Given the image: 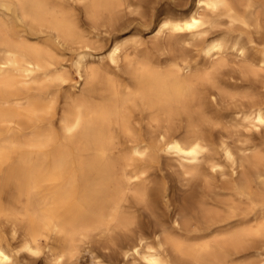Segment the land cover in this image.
Masks as SVG:
<instances>
[{
	"label": "bare ground",
	"instance_id": "1",
	"mask_svg": "<svg viewBox=\"0 0 264 264\" xmlns=\"http://www.w3.org/2000/svg\"><path fill=\"white\" fill-rule=\"evenodd\" d=\"M188 5L0 0V264L61 263L97 234L117 257L95 264H264V0ZM133 6L164 39L115 37L94 65L100 25Z\"/></svg>",
	"mask_w": 264,
	"mask_h": 264
},
{
	"label": "rangeland",
	"instance_id": "2",
	"mask_svg": "<svg viewBox=\"0 0 264 264\" xmlns=\"http://www.w3.org/2000/svg\"><path fill=\"white\" fill-rule=\"evenodd\" d=\"M155 1L157 4L156 11H157L159 17L160 16L162 17L165 14L167 15L168 12L175 13L176 10H178V8L179 9H187L189 6L188 5L189 1H191V0H155ZM184 6H186V7H184ZM132 9H134V10L132 11ZM137 9H139L137 6L136 7L133 6L131 8V10L126 9L125 11H127V13H128L127 15H124L123 12H121L122 13L121 15H124L123 16L124 18L121 21L129 22V23L131 22L130 26L126 29H122V27H123L122 23H121V25H118V26L116 25L115 26L116 28L115 27L112 28V26H109L108 24L106 25V23H105V25H100L101 28L98 27L100 29V32L98 29V32L96 31L97 35L93 38V40H94L93 45L98 46V48L96 47V49L94 51H96L95 53H98V52L100 53V54H96V57L98 55H103L104 59L101 61H95L93 63L94 65H98L102 69L105 68L104 70L112 68V64L108 61V59L106 57V51H107V47L111 43V40L115 37H119L120 39H124V38L130 37V36H132L134 38L135 37L136 38H142V40L146 41L147 44H149V45H153L158 39H160L157 36H155V33L153 31H150L151 28H149L148 23H146L147 20H146V22L144 21V17L141 15V12L140 13L137 12ZM161 11L164 12V14L163 13L160 14ZM135 12H137V13H135ZM138 13H139V15H138ZM139 18L143 24H141ZM147 18H148V16L146 15L145 19H147ZM81 19L83 20L84 30L88 33L91 32L93 30L92 27L90 26L91 27V29H90V27L87 26V25H90L89 23H91V21L83 13L81 14ZM87 21H90V22H87ZM144 23H146V25ZM106 26H108L109 28L108 27L106 28ZM112 29L114 31H112ZM108 30L109 31L111 30L112 32H109ZM134 32H135L136 36H135V34H132ZM91 34L94 35L93 32H91ZM91 34L89 33V35H91ZM97 36L99 37V39ZM161 39H164V38H161ZM99 40H101V41H99ZM129 44L132 45L133 43H129ZM129 44L127 45V49L129 51H131V55H133L132 49H134L133 48L134 45L129 46ZM140 47L142 48L143 46H140ZM73 57H74V52L71 48L63 50V52L60 54V58H62L63 62L65 61L64 59H66L67 62H69V64H68L65 61V63L67 64L68 70L72 69L69 71L70 78H72V79H70V81H68L67 83L64 84L63 90L61 93L62 96L66 92V90L68 89V84L73 83L75 81V79L77 78L75 70L72 67V64H70V63H72ZM124 64H125V59H123V61L121 62L122 66H124ZM71 72H72V74H71ZM77 91H78V89H77ZM62 96L59 97L57 113L54 117L55 126L58 129L60 128L59 117H60L61 112H62V107L64 106V100H63ZM163 163L165 165H167L166 166L167 170L170 172L175 168L176 160L173 158H165V159H163ZM184 189H185V187H182L179 183H177V186L175 188H173V190L171 191V199L173 202L172 206H174L176 209H179V205L181 203V198H182V194H183ZM142 218L144 219L145 223H147V221H153L154 220V217L148 211H144ZM88 246L90 247L89 249H91L90 251L87 249H82L78 255H75L73 257H66L61 261V263H59L57 261V258L55 256L51 255L49 252H47V250L44 248H42L41 250H39L37 252H27L25 250H21L18 252V255L16 257H14V261L12 264H95L94 258H93V256L95 254L96 255L98 254L100 257H105L107 259H108V257H117L114 255V251H113L114 246L107 239L106 235H103V234L95 235L91 239V242L88 243ZM248 252H249V250L243 251L242 254H245V256H242V257H250V254L249 255L247 254Z\"/></svg>",
	"mask_w": 264,
	"mask_h": 264
}]
</instances>
